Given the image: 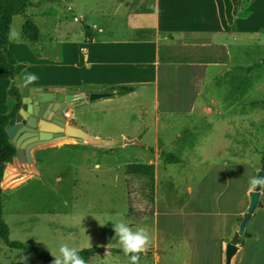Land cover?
<instances>
[{
	"label": "crops",
	"instance_id": "1",
	"mask_svg": "<svg viewBox=\"0 0 264 264\" xmlns=\"http://www.w3.org/2000/svg\"><path fill=\"white\" fill-rule=\"evenodd\" d=\"M31 1L32 5L23 14L14 17L9 36L7 48L17 59L14 79L11 78L6 53L0 48V117L11 116L15 110L16 101L9 92L15 81L22 94L25 73L38 77L35 84L28 87L61 88L62 92L73 89L86 95H101L95 100L87 98L69 103L64 111L67 123L93 135L106 134V127L98 126L94 117H105L104 120L110 123L109 114L105 116L103 113L116 111L120 122L123 116L118 110L124 105L117 101L127 94L137 93L138 86L153 88L158 114L193 117L201 103L200 88L207 83L208 75L205 72L210 67L223 65L226 67L220 72L221 75L238 74L236 67L245 68L232 64L233 55L238 53L239 48L246 54L264 48V0ZM211 56L213 59L209 61ZM253 67L249 66L248 69ZM215 80H218V76H209V82ZM129 86H133L134 90L120 92V88ZM211 99L215 101L214 96ZM202 109L204 113L219 114L208 103H204ZM144 130L148 131L149 128L145 126ZM159 134L156 133L152 143H145L144 138L139 137L141 145L117 147L116 150L78 140L52 142L37 147L32 150L34 163H22L19 156L14 160V169L9 177L6 175L4 191L16 189L39 174L38 164L44 156L42 152L54 148L60 150L62 161L75 165L71 172L75 176L74 184L76 181L91 183L98 179L106 188L113 177L118 180L122 175L128 182L129 176L143 175L139 171L147 158L152 157L155 164L160 162L158 152L162 143ZM146 150L152 154H144ZM65 151H69L70 155ZM135 153L138 160L119 161ZM113 157H116V165L111 163ZM176 162L175 159L173 163ZM124 167L126 171L122 174L120 170ZM261 170L264 169L261 167ZM25 172L31 175L26 178ZM63 173L57 178L60 182ZM81 190L87 193L85 188L81 187ZM261 192L262 205L248 224L256 227L258 236L249 239L250 242H239V239L241 251L235 264H264V188ZM93 194L90 193L88 198ZM187 194L185 198L180 197L185 200L178 206L161 209L154 200L149 209L152 212L156 207L161 215L153 218L155 226L156 222L159 225L167 217L168 234L162 236L161 241L167 240L179 229L187 230L190 240L158 242L159 231L165 229L159 225V231L154 234L155 242L150 244L155 249L151 261L149 263V255L143 253L140 264H173L171 262L174 261H170L173 258L171 253L181 243L192 253L186 264H215L212 254L217 246L213 242H204L209 211L202 214L205 219L199 232L200 227L191 217H201L199 208L196 210L193 206V202L200 199L201 192L192 196L190 190ZM105 196L100 197L101 203ZM136 196L140 197L127 190L117 201L112 200L115 204L120 200L125 204L127 201L130 210L137 211L138 204L142 202L135 200ZM7 198L12 201L16 199L9 194ZM90 213L91 210L84 214ZM162 213L165 215L162 216ZM81 214L83 210L78 206L73 215ZM109 244L105 246L106 250L113 249Z\"/></svg>",
	"mask_w": 264,
	"mask_h": 264
},
{
	"label": "rangeland",
	"instance_id": "2",
	"mask_svg": "<svg viewBox=\"0 0 264 264\" xmlns=\"http://www.w3.org/2000/svg\"><path fill=\"white\" fill-rule=\"evenodd\" d=\"M5 56L7 57L6 54ZM194 58L195 54L192 55V59ZM212 59V56L208 58L209 61ZM15 61L17 62L16 58ZM232 64L245 68L236 67L238 74L221 75L220 72L226 66L218 65L205 72L208 75L207 83L200 88L201 103L193 117L184 114H158L153 88L143 86H138L137 93L127 94L117 101L124 105L118 110L123 116L120 122L116 111L103 113L105 116L109 114L110 123L104 120L105 117H94L98 126L106 127V134L94 136L104 139L143 137L145 143H152L156 133L160 132V162L155 164L152 157L147 158L143 162L146 170L142 166L139 171L145 176H129L128 182L123 175L118 180L113 177L106 188L98 179L91 183L76 181L74 184L75 176L71 172L75 165L62 161L58 149H50L46 153L43 150L45 157L38 164L39 174L16 189L3 191L4 216L11 228V240L40 247L50 254L49 247L58 252L61 243L83 249L96 246L105 249L110 242L113 249H105L86 264H130L129 256L116 252L115 248L121 246L114 238V222L108 220L123 219L126 223L128 220V225L134 231L140 227L146 228L151 242H155L154 234L159 231V225L165 229L159 231L158 242H187V239L190 240L189 234L187 230L181 229L173 236L169 235L167 240L161 241L160 238L168 234L169 226L165 222L167 217L159 225L156 222L155 226L154 220L161 215L156 207L152 212L149 208L154 200L161 209L175 207L185 200L180 197L185 198L188 191H192V196L200 191V199L195 200L193 206L196 210L199 208L201 217L195 215L191 218L200 227V232L205 219L202 214L209 211L204 242H213L217 246L212 255L215 264H220L223 244L234 238L248 210L252 191L249 180L261 170L264 156V48L253 54H246L239 48L238 53L233 55ZM256 64L259 67L255 68ZM249 66L254 67L248 69ZM210 75L218 76V80L209 82ZM212 96L215 101H212ZM204 103H208L220 115L204 113ZM145 126L149 128L148 131L144 130ZM65 152L70 155L69 151ZM144 154L150 156L152 153L146 150ZM173 158L176 159V164L173 163ZM115 160L116 157L111 160L114 165L117 164ZM127 160H138L137 154L119 161L125 163ZM12 166L15 165L7 167V171L11 167L9 174L14 169ZM151 167L152 170L149 171ZM120 171L123 174L126 168ZM61 172L67 173H63L62 182L57 180ZM25 173L26 178L31 175L29 172ZM6 182L7 180L5 185ZM81 187L86 189V194ZM127 190L140 196L135 198L142 202L138 204L137 211L130 210L127 201L126 204L122 200L115 204L112 200L117 201ZM92 192L94 194L88 198ZM8 194L16 199L9 200ZM103 196L106 198L101 203L100 197ZM133 197L134 195L131 198ZM78 206L83 214L89 210L91 213L74 216ZM126 212L130 213L127 217ZM163 215L165 214L162 213ZM255 228L253 225L248 226L247 231L252 236L243 235L239 242L255 239L258 236ZM181 244L171 253L173 258L170 261H174L171 262L173 264H186L188 256H192L187 246ZM154 251L149 247L146 252L149 263ZM24 257H27L26 261L23 260ZM0 264L45 262L26 251L10 248L1 241Z\"/></svg>",
	"mask_w": 264,
	"mask_h": 264
},
{
	"label": "water",
	"instance_id": "3",
	"mask_svg": "<svg viewBox=\"0 0 264 264\" xmlns=\"http://www.w3.org/2000/svg\"><path fill=\"white\" fill-rule=\"evenodd\" d=\"M99 94L86 95L73 89L62 92L61 88L26 87L22 90V100L15 113L14 124L8 129L11 141L18 149V156L22 163H34L32 150L52 142L78 140L88 144L103 146L105 148L127 147L141 145L139 138L104 139L96 137L85 129L67 123L64 111L69 103L90 98L95 100ZM257 176L264 177V170ZM261 187L250 193L251 202L247 212L240 223L239 231L232 241L223 244V264H235L241 251L239 239L251 234L247 226L251 221L261 202Z\"/></svg>",
	"mask_w": 264,
	"mask_h": 264
},
{
	"label": "trees",
	"instance_id": "4",
	"mask_svg": "<svg viewBox=\"0 0 264 264\" xmlns=\"http://www.w3.org/2000/svg\"><path fill=\"white\" fill-rule=\"evenodd\" d=\"M31 5V0H0V48L3 49L7 55L11 78L13 79L15 75L16 61L13 54L7 48L13 19L15 16L23 14ZM133 90V86L120 88V92L122 93H128ZM9 93L11 98L16 101V106L11 116L0 117V242H4L10 248L26 251L31 255L36 256V258L43 260L45 264H52L54 257L49 252L42 250L37 246H31L21 241L11 240V228L4 216L3 191L7 175V167L8 165L13 164L14 160L18 156V149L11 141L8 134V129L14 124L15 113L22 100L20 86L17 82L13 81ZM262 169H264V156L262 158ZM103 251H105L104 248L96 246L93 248L83 249V251L80 252V255L87 263ZM116 252L124 254L122 249H117ZM142 256L143 253L141 254V257Z\"/></svg>",
	"mask_w": 264,
	"mask_h": 264
},
{
	"label": "clouds",
	"instance_id": "5",
	"mask_svg": "<svg viewBox=\"0 0 264 264\" xmlns=\"http://www.w3.org/2000/svg\"><path fill=\"white\" fill-rule=\"evenodd\" d=\"M37 79L38 77L35 74L25 73L22 85L26 88L29 85L35 84ZM249 184L250 190H255L257 187L264 188V177L253 176L250 178ZM108 221L114 222V238L118 240L124 254L129 256L130 264H140L141 254L146 253L151 244L148 230L140 227L134 231L123 219H110ZM49 249L54 257L52 264H86V261L80 255L83 248L70 247L67 243H61L58 246V252L52 250L50 247ZM23 260L26 261L27 257H24Z\"/></svg>",
	"mask_w": 264,
	"mask_h": 264
},
{
	"label": "bare ground",
	"instance_id": "6",
	"mask_svg": "<svg viewBox=\"0 0 264 264\" xmlns=\"http://www.w3.org/2000/svg\"><path fill=\"white\" fill-rule=\"evenodd\" d=\"M7 172H10V171H7ZM9 175H10V174H9V173H7V177H9Z\"/></svg>",
	"mask_w": 264,
	"mask_h": 264
},
{
	"label": "built area",
	"instance_id": "7",
	"mask_svg": "<svg viewBox=\"0 0 264 264\" xmlns=\"http://www.w3.org/2000/svg\"><path fill=\"white\" fill-rule=\"evenodd\" d=\"M11 168V167H10Z\"/></svg>",
	"mask_w": 264,
	"mask_h": 264
},
{
	"label": "flooded vegetation",
	"instance_id": "8",
	"mask_svg": "<svg viewBox=\"0 0 264 264\" xmlns=\"http://www.w3.org/2000/svg\"><path fill=\"white\" fill-rule=\"evenodd\" d=\"M232 241V240H231Z\"/></svg>",
	"mask_w": 264,
	"mask_h": 264
}]
</instances>
